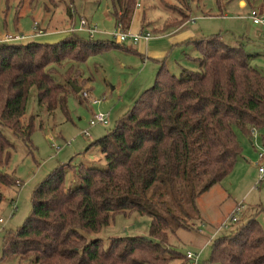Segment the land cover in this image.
<instances>
[{
  "label": "trees",
  "instance_id": "trees-1",
  "mask_svg": "<svg viewBox=\"0 0 264 264\" xmlns=\"http://www.w3.org/2000/svg\"><path fill=\"white\" fill-rule=\"evenodd\" d=\"M135 6L136 0H108L107 13L115 28H128ZM89 38L70 33L54 43H0V123L28 139L33 119L25 126L20 119L30 87L45 111L57 108L65 113L67 91L75 92L73 85L81 87L84 81H77L71 64L62 75L64 83H58V66L64 60L83 62L120 44ZM190 43L199 51L192 59L196 68L182 67L175 76L161 64L152 85L91 143L99 147L104 168L82 162L73 166L69 161L54 167L34 187L29 215L2 238L0 261L15 257L18 264L163 262L166 250L161 242L187 228L198 215L196 197L222 181L241 160L237 133L249 140L253 131L264 129V73L250 65L252 54L218 34ZM12 148L0 131V186L18 187V180L4 171ZM68 171L71 180L66 184ZM132 212L149 217L148 238L112 236L103 248L100 238L86 237L108 225L114 214ZM171 251L176 258L182 256ZM209 261L264 264V220L260 223L253 214L228 233L214 236Z\"/></svg>",
  "mask_w": 264,
  "mask_h": 264
},
{
  "label": "rangeland",
  "instance_id": "rangeland-1",
  "mask_svg": "<svg viewBox=\"0 0 264 264\" xmlns=\"http://www.w3.org/2000/svg\"><path fill=\"white\" fill-rule=\"evenodd\" d=\"M243 1L244 5L239 6L238 0H136L133 15L124 32L137 33L141 21L148 22L150 26L146 28L149 29L150 38L146 43L150 46L141 43L139 47V42L132 44L125 41L118 47L112 45L91 55L83 62L64 60L58 66L55 80L63 84L62 75L72 64L73 71L78 74L77 81H84L80 92L67 91L65 113L57 108L49 113L45 111L37 103L34 87H30L24 115L20 119L23 126L33 119L28 139L13 134L0 123V131L13 146L4 171L20 183L18 187L0 186V253L5 234L15 231L29 215L34 187L54 167L70 161L73 166L82 162L104 168L99 147L91 143L106 134L114 122L129 110L140 93L152 85L161 64L175 76H178L182 67L196 68L192 59L199 56L197 48L181 41L168 43L169 26L161 31L153 30L160 28V24L187 16L180 24H183L182 29H191L195 39L218 34L227 44L241 45L245 52L252 54L250 65L264 73V27L253 24L246 16L249 6L264 8V0ZM107 5L108 0H0V35L11 34L16 30L26 35L38 25L45 33L36 39L41 43L57 42L70 33L88 39L86 32L77 31L78 19L82 17L96 28L89 39L116 43L113 35L115 27L105 10ZM148 51L152 58L147 57ZM82 91L86 92L88 98L80 95ZM98 112L107 114L108 123L105 126H89L92 114ZM82 131H87L89 136L82 135ZM237 137L245 161L239 160L221 184L227 190L230 187L235 189V194L240 196L246 193L248 186H253L237 201L241 202L243 209L235 225L253 214L262 223L264 179L258 182L254 169L256 166L250 164L257 163V151L264 138V129L253 131L249 140L239 133ZM53 145L58 146V149ZM70 172L65 174L66 184L71 180ZM200 195L195 199L198 215L191 222L188 221L187 228L177 229L166 236L161 242L166 253L161 255L163 262L157 264H191L190 260L184 258L186 251L197 255L196 264H217L209 261L211 240L218 234L228 233L235 226L233 224L229 228L228 224L213 234L225 218L230 201L220 184ZM148 229L149 217L146 215L119 213L114 214L108 225L98 233L86 237L100 238L102 247L106 248L112 236H145ZM171 250L182 256L176 258ZM0 264H18V261L15 257H7Z\"/></svg>",
  "mask_w": 264,
  "mask_h": 264
},
{
  "label": "built area",
  "instance_id": "built-area-1",
  "mask_svg": "<svg viewBox=\"0 0 264 264\" xmlns=\"http://www.w3.org/2000/svg\"><path fill=\"white\" fill-rule=\"evenodd\" d=\"M246 16L250 21L255 25H260L264 27V8L261 6L258 7H250L246 13ZM35 28V26H34ZM77 31H84L88 34V36L91 38L92 35L96 32V28L94 25L88 23L84 18L79 17L78 19V25H77ZM40 31H37L36 33H39ZM114 39L117 43H122L125 41H128L132 44L137 43L139 40H147L150 38V33L148 31L146 32H139V33H128L121 31L118 27L114 30ZM29 39V35H24L19 32L14 33H4L3 35H0V43H12V42H24ZM80 92V91H79ZM83 98H88V95L85 91H82L80 94ZM95 102V100H92ZM108 123V117L105 113H94L92 114L91 118L88 121V125H106ZM82 135L89 136L87 134V131H82ZM55 149H58V146L53 145ZM256 171H257V179L258 181L264 179V140L261 142L260 150L257 151V163H255ZM17 185H20L19 182H16ZM243 209V205L241 203H237L233 206L231 211L225 216V218L217 225V227L214 229L213 234L217 233L222 228H226L228 224L229 228L235 224L238 219L239 215ZM0 222H2L0 220ZM184 258L186 260H190L191 264H196L197 255L191 253L190 251H186Z\"/></svg>",
  "mask_w": 264,
  "mask_h": 264
},
{
  "label": "crops",
  "instance_id": "crops-1",
  "mask_svg": "<svg viewBox=\"0 0 264 264\" xmlns=\"http://www.w3.org/2000/svg\"><path fill=\"white\" fill-rule=\"evenodd\" d=\"M252 2H255L256 0H251ZM238 5L239 6H241V5H244V1L243 0H238ZM250 7H252V6H249V8ZM105 10L107 11L108 10V8H107V6L105 7ZM178 20V19H177ZM170 22H172V21H170ZM170 22H164L163 24H160L161 26H160V28L158 27V28H156V29H153V30H157V31H161L162 29H165L166 27H168V24L170 23ZM168 23V24H167ZM149 25V23L148 22H144V21H141V24H140V29H139V31L137 32V33H139V32H146V31H148L149 29L148 28H146L147 26ZM183 24H175V25H173V26H169V31H167L168 32V43H172V44H174V43H176V42H178V41H181V42H184L183 44H185V45H192V43H190V41L192 40V39H195V36H194V33H193V31L191 30V29H188V28H185V29H182V26ZM150 26V25H149ZM33 29V32H31V33H29V34H26L27 36L29 35V39L28 40H26V41H30V40H32V41H36V42H41V41H37L36 39L38 38V37H40V36H42V35H44L45 33H44V30L42 29V28H39L38 27V25H36L35 26V28L33 27L32 28ZM148 29V30H147ZM152 30V29H151ZM17 32L19 31V30H16ZM37 31H40L39 33H36ZM19 33H21V32H19ZM23 34V33H22ZM25 35V34H24ZM149 41V39H147V40H139L138 42H139V47H140V44L141 43H146V42H148ZM146 45L147 46H150L148 43H146ZM193 46V45H192ZM138 49V48H137ZM144 49H145V46H144ZM147 54V57L149 58V57H151L150 55V51H148V53H146ZM152 58V57H151ZM145 61V59L143 58V62ZM108 117V116H107ZM241 160H243V161H245V158L244 157H242L241 158ZM238 163V162H237ZM250 165H254V167H255V163H253V164H250ZM255 170H256V168H254ZM255 170H253V175H254V171ZM256 173H257V171H256ZM257 177H258V175H257ZM253 180H254V178H253ZM252 180V181H253ZM19 182V181H18ZM259 182V181H258ZM222 181H220L219 183H216V184H214L213 186H215V185H217V184H220V188H222V190L224 191V193H225V197L227 198V199H229V209H228V211L226 212V214L225 215H227L230 211H231V209L233 208V206L235 205V204H237L238 202V200H239V198H241L242 196H244L251 188H254L253 186H248V188H247V191H246V193L244 194V195H236L235 194V189H231V187H230V190H227V188H223L222 187ZM252 183V182H251ZM20 184V183H19ZM19 186V185H18ZM213 186H211L208 190H207V192L213 187ZM16 187V186H15ZM201 196V195H200ZM199 196V197H200ZM199 197L197 198V199H199ZM196 205H197V200H196ZM199 211V210H198ZM241 215V214H240ZM191 263V262H190Z\"/></svg>",
  "mask_w": 264,
  "mask_h": 264
},
{
  "label": "water",
  "instance_id": "water-1",
  "mask_svg": "<svg viewBox=\"0 0 264 264\" xmlns=\"http://www.w3.org/2000/svg\"><path fill=\"white\" fill-rule=\"evenodd\" d=\"M73 88H74V91L77 92V93L80 91V87H78V86H74V85H73ZM145 238H148V237L145 236ZM149 239H150L151 241H153L152 238H149Z\"/></svg>",
  "mask_w": 264,
  "mask_h": 264
}]
</instances>
